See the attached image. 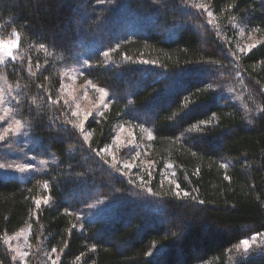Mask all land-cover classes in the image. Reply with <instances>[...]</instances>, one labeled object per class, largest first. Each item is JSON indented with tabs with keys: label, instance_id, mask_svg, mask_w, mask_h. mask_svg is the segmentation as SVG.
I'll return each mask as SVG.
<instances>
[{
	"label": "trees",
	"instance_id": "trees-1",
	"mask_svg": "<svg viewBox=\"0 0 264 264\" xmlns=\"http://www.w3.org/2000/svg\"><path fill=\"white\" fill-rule=\"evenodd\" d=\"M15 33L0 76L29 142L0 139V162L47 163L0 168V264H22L23 227V264H264V240L235 249L264 232V0H0V41ZM73 65L109 99L83 129L60 97ZM123 122L152 135L140 178L123 144L105 153Z\"/></svg>",
	"mask_w": 264,
	"mask_h": 264
},
{
	"label": "rangeland",
	"instance_id": "rangeland-1",
	"mask_svg": "<svg viewBox=\"0 0 264 264\" xmlns=\"http://www.w3.org/2000/svg\"><path fill=\"white\" fill-rule=\"evenodd\" d=\"M261 38L262 37L258 36L255 31L250 29L243 30L241 28L238 31L236 42L239 46L247 48L261 40ZM3 42L8 43L11 41L8 40ZM6 58L8 57L5 55L4 51L0 49V59L4 62ZM62 75L60 97L70 108L72 119L77 125H81V123L84 124L92 114L99 115L109 105L108 97L105 96L103 102H101V94L96 90L102 87L90 80L84 79L78 65H73L65 69ZM93 85L96 87L94 88ZM11 90L10 85L0 76V139H5L6 142L11 140L12 144L10 143V147H12V145H22V147H24V145H27L29 142V133L24 123L14 114L11 104ZM74 112L76 113L75 115H73ZM16 121H20V124L17 125ZM148 133L147 129L142 126L123 122L119 126L112 142L106 147L105 153L110 154L112 150L123 144L125 149H128L124 156L123 163L124 165H132L131 167H126V169L129 171L133 170L134 174L140 178L141 175H145L143 163L147 161ZM85 135L88 136L89 133L85 132ZM21 153L22 155L19 159L1 161L0 165H4L2 169L7 173L13 174L12 176L23 177L44 171V166L47 163L46 159L33 157L30 150L25 152L22 151ZM137 153H139V155H137ZM164 180L170 184L171 177L168 170L163 171L161 182ZM27 234L28 227H23L18 232L11 235L8 240L10 248L13 250L15 256L20 258L22 264L24 263L23 259L25 255L29 254V248L26 243ZM254 235H257V240L253 245H257L264 240V232L253 233L242 240L250 239ZM235 249L237 251H244V246L239 243Z\"/></svg>",
	"mask_w": 264,
	"mask_h": 264
},
{
	"label": "snow or ice",
	"instance_id": "snow-or-ice-1",
	"mask_svg": "<svg viewBox=\"0 0 264 264\" xmlns=\"http://www.w3.org/2000/svg\"><path fill=\"white\" fill-rule=\"evenodd\" d=\"M196 7H198V8H204L205 11H207V15L209 17H211L213 15V13L211 11H208L207 8H205V6L202 5V4H198V5H196ZM15 35L17 36V40H14V41H11V42H8V43H5L3 41H0V49H2L4 51V53H5V55L7 57H11L13 59L15 58L14 57V54H13V49L19 46V39H18L19 34L18 33H15ZM40 47L43 48L44 45L42 44V45H40ZM252 47H255V45H252ZM241 50H243V49H241ZM105 55H107V53H105ZM0 62H3L2 59H0ZM93 87L95 88L96 86L93 85ZM96 90L101 94V102H103V98L105 96H107L108 93L106 92V90L104 88H97ZM260 111L264 112V109H260ZM75 114L76 113L74 112L73 115H75ZM16 124L19 125L20 124V121H16ZM77 127H80L81 129H83V123H81V125H78ZM148 136H149V139L152 138V135H151L150 132L148 133ZM87 138H88L87 135H85L84 139L87 140ZM137 155H139V153H137ZM131 166L132 165H128V164H125L124 165V167H131ZM2 167H4V165H0V168H2ZM224 167H227V165H224ZM44 187L45 188L48 187L47 183H45ZM177 187H179V185H177ZM185 195H187V193H185ZM43 203L45 205H47L49 203L48 199L45 198L44 201H43ZM201 203H203V202L201 201ZM40 204H41V201L37 200L36 201L37 207H39ZM257 235H259V234H257ZM257 235H254L250 239H245V240H242L240 242L244 246V251L246 253L250 250V248L252 247V245L256 242ZM52 251L55 252L56 249H52ZM52 264H55V261H52Z\"/></svg>",
	"mask_w": 264,
	"mask_h": 264
}]
</instances>
